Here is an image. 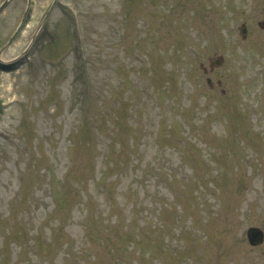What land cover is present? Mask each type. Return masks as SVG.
Wrapping results in <instances>:
<instances>
[{
  "label": "rangeland",
  "instance_id": "rangeland-1",
  "mask_svg": "<svg viewBox=\"0 0 264 264\" xmlns=\"http://www.w3.org/2000/svg\"><path fill=\"white\" fill-rule=\"evenodd\" d=\"M26 6L0 8V264H264V0Z\"/></svg>",
  "mask_w": 264,
  "mask_h": 264
},
{
  "label": "water",
  "instance_id": "water-1",
  "mask_svg": "<svg viewBox=\"0 0 264 264\" xmlns=\"http://www.w3.org/2000/svg\"><path fill=\"white\" fill-rule=\"evenodd\" d=\"M7 1V0H4V2ZM28 5H29V2H28ZM28 5H27V8L24 12V15H23V18L21 20V22H23L26 14H27V11H28ZM241 31L242 32H245L246 29L244 26L241 27ZM215 64H219L220 63V59L219 58H216L215 61H214ZM207 81L209 82L210 79L208 78ZM246 237H247V240L249 242V244L251 245H258L260 243L263 242V239H264V232L262 229H260L259 227L257 226H249L247 229H246Z\"/></svg>",
  "mask_w": 264,
  "mask_h": 264
}]
</instances>
